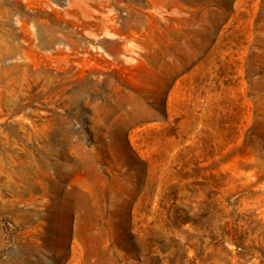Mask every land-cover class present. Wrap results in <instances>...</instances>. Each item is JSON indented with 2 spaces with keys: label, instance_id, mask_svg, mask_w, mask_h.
<instances>
[{
  "label": "rangeland",
  "instance_id": "obj_1",
  "mask_svg": "<svg viewBox=\"0 0 264 264\" xmlns=\"http://www.w3.org/2000/svg\"><path fill=\"white\" fill-rule=\"evenodd\" d=\"M0 264H264V0H0Z\"/></svg>",
  "mask_w": 264,
  "mask_h": 264
},
{
  "label": "bare ground",
  "instance_id": "obj_2",
  "mask_svg": "<svg viewBox=\"0 0 264 264\" xmlns=\"http://www.w3.org/2000/svg\"><path fill=\"white\" fill-rule=\"evenodd\" d=\"M24 56V55H23ZM25 60V59H24ZM29 60V59H28ZM30 61V60H29ZM26 64V63H25ZM25 66V65H24ZM9 173H11V172H9ZM12 174V173H11ZM6 176V175H5ZM14 179V178H13ZM10 180V179H9Z\"/></svg>",
  "mask_w": 264,
  "mask_h": 264
}]
</instances>
